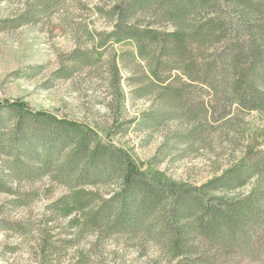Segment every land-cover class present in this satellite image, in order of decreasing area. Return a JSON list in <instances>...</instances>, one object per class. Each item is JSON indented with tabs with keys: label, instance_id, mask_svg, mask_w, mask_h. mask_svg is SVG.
Masks as SVG:
<instances>
[{
	"label": "trees",
	"instance_id": "obj_1",
	"mask_svg": "<svg viewBox=\"0 0 264 264\" xmlns=\"http://www.w3.org/2000/svg\"><path fill=\"white\" fill-rule=\"evenodd\" d=\"M65 1L16 0L0 17V32L39 24ZM91 10L110 26L77 24L91 46L59 55L43 85L97 69L111 122L93 127L0 103L5 206H27L44 179L50 188L65 187L69 192L47 206L49 221L77 209L94 235L68 264H90L93 257L101 264L110 239L139 257L154 250L152 264H264V127L259 143L249 145L245 120L252 111L264 114V0H96ZM43 68L29 66L30 76ZM128 132L141 146L157 140L148 169L109 140ZM200 153L210 156L212 171L201 183L159 169ZM84 187L104 191L85 194ZM6 212L0 208V228L24 231L26 224ZM66 229L55 238L42 233L37 264L63 263L81 237L69 235L74 221Z\"/></svg>",
	"mask_w": 264,
	"mask_h": 264
},
{
	"label": "rangeland",
	"instance_id": "obj_2",
	"mask_svg": "<svg viewBox=\"0 0 264 264\" xmlns=\"http://www.w3.org/2000/svg\"><path fill=\"white\" fill-rule=\"evenodd\" d=\"M95 1L81 0L79 5L77 0H66L64 9L39 24L0 32V103L19 102L33 111H46L58 117L85 120L93 127L111 122L104 106L106 90L98 77L97 69H86L69 79H56L48 87L43 85L49 74L58 67L59 55L69 52L79 44L84 48L91 46L82 28L76 29L77 24L87 30L110 26L92 12V2ZM16 4V0H0V17L15 9ZM32 65H43L44 68L39 74L30 76L28 67ZM15 71H18V77L12 75ZM139 107L140 102L129 109L130 114H134ZM245 120L248 144L259 143L256 137L264 127V114L252 111ZM109 140L128 149L142 170L148 169L147 160L153 154L157 140L147 146H141L139 137L132 132L119 133ZM209 157L200 153L196 157L169 162L159 169L166 167L167 175L175 179L188 178L195 183H201L212 173ZM255 184L256 180H251L242 191L247 192ZM35 187L39 190L38 198L17 209H8L5 204L9 196L0 193V208H7L8 211L5 217L10 221L19 220L22 225L26 224L22 232L0 228V264H37V243L42 233L50 232L53 238L66 235L69 220L75 222V229L69 231V235H76L77 231L81 237L66 249L63 263L68 264L79 256L82 249L91 247L94 235L84 227L80 210L73 209L66 218L49 221L48 204L69 191L58 185L50 188L46 179ZM103 191L104 189L95 187H84L81 190L85 194ZM104 248L101 264H152L155 258L154 250L146 257H139L134 249H122L117 239L108 240ZM97 261V257H93L90 264Z\"/></svg>",
	"mask_w": 264,
	"mask_h": 264
}]
</instances>
